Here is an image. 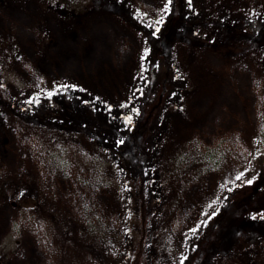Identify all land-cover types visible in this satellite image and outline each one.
<instances>
[{
    "label": "rangeland",
    "instance_id": "1",
    "mask_svg": "<svg viewBox=\"0 0 264 264\" xmlns=\"http://www.w3.org/2000/svg\"><path fill=\"white\" fill-rule=\"evenodd\" d=\"M88 103L111 131L70 122ZM138 119L146 223L117 155ZM263 159L264 0H0V264H121L141 226L145 264H264V210L223 203Z\"/></svg>",
    "mask_w": 264,
    "mask_h": 264
},
{
    "label": "trees",
    "instance_id": "2",
    "mask_svg": "<svg viewBox=\"0 0 264 264\" xmlns=\"http://www.w3.org/2000/svg\"><path fill=\"white\" fill-rule=\"evenodd\" d=\"M114 5L118 13H121L124 9L118 3ZM124 11L125 10H123V12ZM125 17L127 19V16ZM135 27L138 28L141 33L145 34L150 40V47L147 49L148 51H150L149 54H151V51H154L153 49L156 48L158 44H163L167 39V36H164L162 40L161 38L158 39L160 40L159 42L157 40L155 43H153L151 42L150 35L144 28H140L137 24L135 25ZM188 40L190 42L192 41L190 40V38ZM161 56L162 55L159 54V57L153 63V70L156 73H159V71L161 72L163 70H169L170 68L168 62L164 57ZM48 119H57L62 123L68 122L65 118L59 115H51L48 117ZM71 119L72 120L70 122L80 127H84V129H87V132H90L92 134L94 133L95 135L102 134L105 131H111L112 129L107 122H104L94 113V108L90 103L83 107L80 113L76 115L73 114ZM130 122L128 124L129 131L127 135L120 136L121 139H124L128 136L126 139V148L117 150V155L120 156V165L123 167L125 176H130L131 178L133 177V182L135 183L133 185L132 196L131 198H128V204L131 210L129 212L128 220L138 221V216L139 221H142V223H146V220L148 221L149 216L154 215L153 213L155 208L154 205L152 206V208L150 204L148 205L144 194V184L146 183L147 176V155L146 149L143 146V125L141 119L133 120ZM249 181H251V183H249ZM238 202L249 203L248 209H256L258 211L264 210V159L256 164L254 170L248 176H246L240 182L234 183L233 187H231L225 193L223 203H225L226 205H233L238 204ZM216 207L217 206L214 205L209 208L207 214L205 215V221H203V232L204 235H206V238H204L205 241L202 242V245L200 246V256L210 254L213 248H215V246L219 244V240L215 238L216 234L214 235V232L220 226H222L225 217L227 216V214H229V212H227V208L218 209ZM132 211L133 213L130 214ZM149 230L146 233L147 228H145V232L142 233L141 226L139 232L141 235L137 237L136 233L134 234L135 236L131 239L130 248L126 251L125 257L122 260L123 263L121 264H142L146 261V257L144 255V242L148 241V243L151 244L154 240L153 238H151V233L149 232ZM216 237H218V234Z\"/></svg>",
    "mask_w": 264,
    "mask_h": 264
},
{
    "label": "snow or ice",
    "instance_id": "3",
    "mask_svg": "<svg viewBox=\"0 0 264 264\" xmlns=\"http://www.w3.org/2000/svg\"><path fill=\"white\" fill-rule=\"evenodd\" d=\"M170 2H171V0H169V3H170ZM158 23H159V22H158ZM156 31L158 32V31H159V28H157ZM236 179H237V180H240V179H241V176H240V175L236 176ZM249 183H251V181H249Z\"/></svg>",
    "mask_w": 264,
    "mask_h": 264
}]
</instances>
